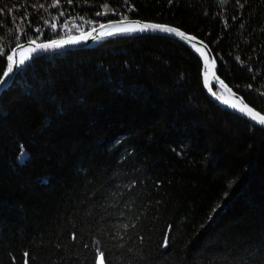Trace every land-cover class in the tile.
Wrapping results in <instances>:
<instances>
[{
  "label": "trees",
  "instance_id": "obj_1",
  "mask_svg": "<svg viewBox=\"0 0 264 264\" xmlns=\"http://www.w3.org/2000/svg\"><path fill=\"white\" fill-rule=\"evenodd\" d=\"M112 10L206 40L264 113V0H0V77L5 49ZM199 69L156 35L22 68L0 95V264H95V248L105 264H264V130L220 109Z\"/></svg>",
  "mask_w": 264,
  "mask_h": 264
},
{
  "label": "water",
  "instance_id": "obj_2",
  "mask_svg": "<svg viewBox=\"0 0 264 264\" xmlns=\"http://www.w3.org/2000/svg\"><path fill=\"white\" fill-rule=\"evenodd\" d=\"M134 23L142 24V23H152V22L142 21V20L131 21V22H129V26L134 24ZM158 24H160V23H158ZM163 25L172 26V25H169V24H163ZM120 26H114L112 24V22L106 23V24L103 25V28H101V25L99 27H97V28H94L95 32H93L91 36H88L86 41H82L80 43L67 44V45H64L63 47L58 48V49H49L48 51H40V52H38L36 54H34L32 52V49L35 47V45H30V43H29L30 40L18 44L19 46L16 45L13 48V50H12V52L10 54V55H13V60L12 61H8V66H9V64H11L12 67H13V74H11L12 78L11 79H7V78H5L3 76L4 78H3L2 81L6 80L7 82L3 83V84H0V93L2 92L3 89H5L6 86H8L11 83V81L14 79V77L17 75V73L22 68H24L26 65H28L33 59H35L37 57L44 56V55H49V54H54V53H59V52H64V51H71V50L85 49V48L93 47L92 45H94L95 39L100 37L102 32H104V33L111 32V33H113V35H115L114 38H117V37H120V36H123V37H135V36H141V35L169 36V34H167V33H161L159 31H152V30H148V31H145V32H140V31H136V32H118L117 29H119ZM91 31H92V29L89 30L88 32H91ZM88 32H86L85 35H87ZM185 34H187V33H185ZM190 37H195L196 40H194V41H182L180 39V41H182L181 43H183L185 46H187L192 52L197 53L202 58L204 66H207L206 67L207 68V72L202 74V76H203V84H204V88L206 89L207 94L215 102H217L221 107H223V108H225L227 110H230L232 113L240 115L241 117H243L244 119L248 120L249 122L255 124L256 126H260V127L264 128V124H260L259 123V117H257L256 119H253L252 116L248 114V109H251L253 113H255V112L259 113V112L256 111L253 107H251L247 103H245L244 100H243L244 103L239 101V100H236L235 103H234L236 105V107L233 108L232 107L233 104L227 105L225 103L226 100H223L222 98H220L216 94V92L214 90L215 87L220 88V89H224L226 91L231 89V87L220 77V75H218L217 62L215 61V63H212V60H211V58L213 56L210 54L209 55V61L207 63H205L204 57L200 53H198L195 50V48H193L191 46L192 44H196L197 47L201 48V51H208V50L211 51L210 45L208 43H205V42H203V45H201L199 42L203 41V40L198 38L197 36H195L193 34L190 35ZM114 38H112V39H114ZM112 39H110V40H112ZM51 41H46L45 40L43 42H37V43H39V44H48ZM55 41L60 42V41H62V39L61 40H55ZM101 42H104V41H101ZM101 42H99L96 45H99ZM204 46H207V48L205 49ZM33 56L35 58H33ZM21 60H25V64L21 65L19 70H17L16 69V65L19 64V62ZM8 66H7V69H8ZM7 69H6V71H7ZM219 81H223V83H220ZM225 93L227 94V92H225ZM239 97L241 99H243L241 96H239ZM241 109H243V111H241ZM259 114L263 115L261 113H259Z\"/></svg>",
  "mask_w": 264,
  "mask_h": 264
},
{
  "label": "snow or ice",
  "instance_id": "obj_3",
  "mask_svg": "<svg viewBox=\"0 0 264 264\" xmlns=\"http://www.w3.org/2000/svg\"><path fill=\"white\" fill-rule=\"evenodd\" d=\"M68 2H71V0H68ZM41 8H43V5H40ZM63 13H61L62 15ZM233 19H235V17H233ZM227 27V25H225ZM50 27L52 29H56L57 25L56 24H51ZM101 28H103V25H101ZM148 30H152V31H159L161 33H167L169 34V38H180L182 41H194L196 40L195 37H190L188 35H186L183 31H181L180 29H178L177 27L174 26H167V25H163V24H158V23H134L130 26L127 27H122L117 29L118 32H136V31H140V32H145ZM95 32V29L93 28L91 32H88L87 35H81L77 38L74 39H67V40H62L60 42H57L55 40H52L50 43L48 44H39L37 43L36 39H32L29 41L30 45H35V47L32 49V52L34 54L40 52V51H48L49 49H58L63 47L64 45L67 44H73V43H80L82 41H86L88 36H91L92 33ZM102 36H111L113 35V33L111 32H102L101 33ZM201 45H203V41L199 42ZM19 46V45H17ZM193 48H195V50L200 53L203 57H204V61L205 63H207L209 61V55H210V50L208 51H201L200 47H197L196 44H192L191 45ZM205 49L207 48V46H204ZM8 49H5L3 55H5L7 57L8 61H12L13 60V55H9L8 54ZM33 58H35L33 56ZM215 59L216 57H212V63H215ZM239 57H236V60L239 61ZM25 64V60H21L19 62V64L16 65V69L19 70L21 65ZM11 74H13V67L11 64H9L7 71H5L3 73L4 77L7 79H11L12 76ZM7 81H0V84L6 83ZM220 83H223V81H219ZM233 108L236 107L235 104L232 105ZM241 111H243V109H241ZM248 114L252 116L253 119H256L257 117H259V123L260 124H264V115H260L259 113H253L251 109H248ZM27 155L26 152L21 151L20 153H18V161H22L24 159V157ZM167 239H165L164 241V245L167 246ZM98 264H105V256L103 252H99V259H98Z\"/></svg>",
  "mask_w": 264,
  "mask_h": 264
},
{
  "label": "bare ground",
  "instance_id": "obj_4",
  "mask_svg": "<svg viewBox=\"0 0 264 264\" xmlns=\"http://www.w3.org/2000/svg\"><path fill=\"white\" fill-rule=\"evenodd\" d=\"M63 10H64V12H65V9L63 8ZM106 14H110L109 16H107L108 17V21L109 22H112V24L114 25V26H120L119 28H122V27H127V26H129V22H131V21H139V20H136V19H133V18H130V17H124V16H119V17H117V15H116V13H114V11L112 10V11H106ZM105 22V21H104ZM152 23H160V22H155V21H151ZM160 24H167V23H160ZM70 26V25H69ZM100 25H96L95 27H93V28H97V27H99ZM172 26H174V27H177L178 29H180V30H182L183 32H185V33H187L186 35H188V36H190V35H192L193 33H191V32H188V31H186V30H184V29H182V28H180L179 26H176V25H172ZM71 27V26H70ZM92 29V28H91ZM91 29H89V30H91ZM89 30H87V31H84V32H82V31H79V32H77V33H71V34H69V35H66L65 37H63L62 38V40H67V39H74V38H77V37H79V36H81V35H85V33L86 32H88ZM193 35H195V34H193ZM113 36V37H112ZM141 36H143V35H141ZM115 37V35H111V36H100V37H98L97 39H95V43H94V45H92L93 47L96 45V44H98L99 42H101V41H104V42H101L100 44H103V43H106V42H108V41H110V39H112V38H114ZM159 37H166V38H169V36H159ZM119 38H123V36H120V37H117L116 39H119ZM115 39V38H114ZM170 39H173V38H170ZM61 40V39H60ZM173 40H175V41H178V42H182V41H180V38H174ZM183 44V43H182ZM187 47V46H186ZM211 47V46H210ZM91 48V47H90ZM188 48V47H187ZM189 49V48H188ZM212 52V53H211ZM193 53V55L198 59V61L200 62V69H199V73H200V75H202L203 73H206L207 72V66H204V63H203V61H202V58L197 54V53H195V52H192ZM210 54L212 55V56H214V57H216V59H215V61L217 62V65H218V58H217V56L216 55H218L217 53H215V51L211 48V51H210ZM218 70H219V68H218ZM218 75H219V71H218ZM3 76H1L0 77V81H2L3 80ZM224 80V79H223ZM16 81V77H14V79L11 81V83L8 85V86H6L5 87V89H3L2 90V92L0 93V95L4 92V91H7V90H9L10 88H12L13 86H14V82ZM225 81V80H224ZM226 82V81H225ZM230 87H231V89H229L228 91H226V90H224V89H220V88H217V87H215V92L217 91V92H223L222 94H221V98L223 99V100H226L225 101V103L227 104V105H230V104H234L235 103V101L236 100H239V101H241V102H243L244 103V101H245V103H247L248 105H250L251 107H253L256 111H258L259 113H261V114H263L264 115V113H262L259 109H257L256 107H254V105H251L247 100H246V98H245V96H244V94H243V92H242V89H240L238 86L236 87V86H231L228 82H226ZM225 92H227V94L225 93ZM3 95V94H2ZM208 95V94H207ZM238 95V96H237ZM209 96V95H208ZM239 96H241L243 99H241ZM209 98L217 105V106H219V108L220 109H222V110H225L226 112H229V113H231V114H234V115H236V116H238L239 118H241V119H243V120H245V121H248V120H246V119H244L243 117H241L240 115H238V114H235V113H232L230 110H227V109H225V108H223V107H221L217 102H215L210 96H209ZM244 100V101H243ZM256 113V112H255ZM251 124H253V123H251ZM253 125H255V124H253ZM190 126H195V124H190ZM262 130H264V128H262ZM223 146H221V148H222ZM247 178H248V176L245 178V181L247 180ZM243 188H247L246 186H243V187H241L239 190H238V192L240 193L241 192V189H243ZM222 213V212H221ZM221 213H217V214H215V216H218L219 217V215L221 214ZM168 234H169V232H167V238H168ZM99 252H102V249L101 248H95V250H94V252H93V254H92V256H93V260L95 261V264H98V259H99ZM104 253V252H103ZM104 256H105V254H104ZM26 264H28L27 262H26Z\"/></svg>",
  "mask_w": 264,
  "mask_h": 264
},
{
  "label": "rangeland",
  "instance_id": "obj_5",
  "mask_svg": "<svg viewBox=\"0 0 264 264\" xmlns=\"http://www.w3.org/2000/svg\"><path fill=\"white\" fill-rule=\"evenodd\" d=\"M133 19H136V20H142V19H138V18H133ZM142 21H148V20H142ZM149 22H151V21H149ZM106 23H110L108 20L107 21H102L99 25H104V24H106ZM169 25H173V24H169ZM195 36H197V35H195ZM198 37V36H197ZM198 38H200V37H198ZM116 39V38H115ZM115 39H112V40H115ZM200 39H202V38H200ZM37 40V39H36ZM51 40H60V39H58V38H53V39H47L46 41H51ZM112 40H110V41H112ZM203 40V42H205V43H207L206 42V40H204V39H202ZM37 42H43L42 40L41 41H39V40H37ZM99 45H101V44H99ZM99 45H96V46H99ZM96 46H94V47H96ZM190 50V49H189ZM191 51V50H190ZM192 52V51H191ZM4 76V75H3ZM202 81H203V76H202ZM204 85V84H203ZM205 89V88H204ZM205 91H206V89H205ZM207 93V92H206ZM223 92H217L216 91V94L221 98V94H222ZM247 122H249V121H247ZM251 123V122H250ZM253 125V124H252ZM254 127H256V128H259V129H262V127H260V126H256V125H253ZM263 170V169H262ZM260 178H263L262 176H260ZM247 184V183H246ZM262 185H264V182L262 183Z\"/></svg>",
  "mask_w": 264,
  "mask_h": 264
}]
</instances>
